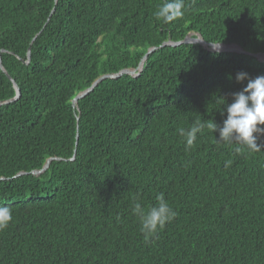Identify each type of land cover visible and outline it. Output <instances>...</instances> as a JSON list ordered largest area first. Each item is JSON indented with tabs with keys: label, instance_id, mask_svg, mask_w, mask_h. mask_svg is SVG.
<instances>
[{
	"label": "trees",
	"instance_id": "16d2710c",
	"mask_svg": "<svg viewBox=\"0 0 264 264\" xmlns=\"http://www.w3.org/2000/svg\"><path fill=\"white\" fill-rule=\"evenodd\" d=\"M163 2L0 0V61L19 90L0 106V206L12 210L0 264H264V136L248 151L205 129L186 150L177 131L195 119L222 126L218 97L231 103L264 62L158 48L198 33L264 52V0H184L167 24L154 17ZM151 47L137 77L102 80L75 111L78 92L136 73ZM14 95L0 69V102ZM160 193L176 216L145 241L132 206L147 210Z\"/></svg>",
	"mask_w": 264,
	"mask_h": 264
},
{
	"label": "clouds",
	"instance_id": "9594fccd",
	"mask_svg": "<svg viewBox=\"0 0 264 264\" xmlns=\"http://www.w3.org/2000/svg\"><path fill=\"white\" fill-rule=\"evenodd\" d=\"M184 0H164L154 12L156 20L165 24L170 23L184 15ZM214 50L220 48L219 44L212 43ZM231 78V77H230ZM236 81L243 82L248 74L239 72ZM231 103H226L224 97H218L221 104V116L226 113L222 126L217 123L195 119L189 129L179 128L178 134L184 139L185 149H191L197 139V134H203L205 129L212 133L218 132L217 143L243 146L248 151H259L261 144L257 143L260 136H264V76L248 79L247 85L239 92L233 93ZM242 147H236L235 152L240 153ZM232 161H225V168ZM132 212L139 218L140 232L145 241L156 237L168 222H171L176 212L166 201L164 194L156 196V204L145 210L140 203L132 206ZM12 221V210L7 206H0V231L5 230Z\"/></svg>",
	"mask_w": 264,
	"mask_h": 264
},
{
	"label": "water",
	"instance_id": "95a60500",
	"mask_svg": "<svg viewBox=\"0 0 264 264\" xmlns=\"http://www.w3.org/2000/svg\"><path fill=\"white\" fill-rule=\"evenodd\" d=\"M52 12H53V10L51 11V13ZM182 44H184V45L197 44V45L201 46L204 50H206L207 52H210V53H234V54L246 55V56H249V57H253L259 62H264V52L251 53V52H248V51L244 50L242 47H240V46H238L236 44H220V48L218 50H214L213 47H212V44L204 42L203 39L201 38L200 34H198V33H189L181 41H178V42H173L171 40H167V41L163 42L158 48L166 47V46H168V47H177V46L182 45ZM158 48L157 47H151L145 52V54L143 55L141 61L139 62V66H138V69H137L136 73H133V72H131L128 69H123V70H120L116 74H106V75H101L98 78H96L91 83V85L88 88H86L85 90H83L81 92H78L72 98V100H71L72 107L75 109V111L78 112L77 101L82 99V98H84L88 93H90L93 90V88L99 82H101L102 80L115 79V78L120 77L121 75H129V76H131L133 78L137 77L139 75L141 69H142L143 62L147 59L148 55L150 53L154 52L155 50H157ZM1 52H4V51H1ZM28 61H29V49L27 50V59H26V61H23V62L26 64V63H28ZM0 69L5 74V76L8 78V80L11 81V83L13 85V88L15 90L14 97H12L11 99L5 100V101H1L0 102V106H1V105H5V104H9V103L13 102L18 97L19 90H18L16 84L14 83V81L9 77V75L3 69L2 65H1V61H0ZM76 120L78 121V116H76ZM77 138H78V136L76 134V136H75V144L77 143ZM52 160H56V159L55 158L47 159L45 161L43 167L40 170L32 171L31 174L35 175V176L40 175L41 173H43L47 169L49 163ZM70 160H73V157L70 158ZM23 174H25V173H19L18 175H23Z\"/></svg>",
	"mask_w": 264,
	"mask_h": 264
}]
</instances>
